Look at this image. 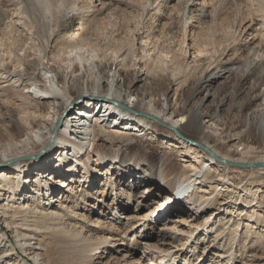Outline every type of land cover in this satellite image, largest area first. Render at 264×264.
<instances>
[{
  "label": "rangeland",
  "instance_id": "rangeland-1",
  "mask_svg": "<svg viewBox=\"0 0 264 264\" xmlns=\"http://www.w3.org/2000/svg\"><path fill=\"white\" fill-rule=\"evenodd\" d=\"M30 1L0 0V57L2 58H0V67L5 64V60L24 57L30 49L32 52L34 48L36 51L39 49L43 53V50L54 45L55 41L60 43L69 38L67 33L70 29L76 30L77 26L79 30L76 32L84 36L77 37L74 41L81 43L83 39L85 41L89 39L90 43L95 44L96 51H99L100 58L98 57L99 60L95 62V65L100 66L101 62L116 58V53L120 49L126 51L127 59L123 62L125 72L121 77L116 75L120 80L117 85L120 91H129V86L133 85L134 91L129 92L132 97L143 95L147 98L151 97L156 100L158 106L167 97L175 113L183 109L195 110L203 102L204 111L215 120L217 126H236L230 132L234 137H240V134L247 128L258 126L264 111V60H261L264 56L262 39L264 38V0H208L210 5L207 4L206 7H202L203 0H197L198 3L190 7L195 10L193 14L197 17L201 12L206 14L201 20L197 17L190 19L189 16H184L186 0H60V6L54 10L55 16L59 18L51 26L58 30V36L50 43L47 41L50 27L45 18H42L39 10L36 11V8L32 7ZM93 9L102 10L93 13L91 12ZM20 11L21 13H18ZM23 11L25 12L22 13ZM34 14L37 15L33 16ZM63 16L70 19L64 22ZM44 22L47 23L48 28ZM196 31L204 33L211 42L210 47L208 46L211 52L210 60L204 59L202 68L196 62H190L186 55V44L198 42L193 35ZM150 36L151 39L157 36L159 41L153 43L150 39L152 43L145 45L144 42ZM225 55L234 57V61L224 67H217L213 71L209 85L200 92L194 93L203 69L207 68L210 63L216 65L215 61L222 57L225 59ZM138 61H140L141 68H146L149 74L147 77L141 74V69L132 68V65ZM123 63H121L122 66ZM115 68V65L110 64L108 72L95 74L97 83L94 90L97 93L106 92L107 88L110 89V85L107 84L115 74ZM5 80L0 76V116L3 120L12 114V107L5 104V99H8L10 95L14 96L13 93L16 92V87L10 85L9 80L8 82ZM17 126L24 125L18 124ZM154 126L159 130L146 133L141 129L137 137H113L116 141H113V145L105 143L104 139L99 141V143L103 142V145L106 144L107 148L103 149L108 153L116 152L127 158L121 162H118L120 158L116 160L108 158L103 166L99 164L100 162H91L92 168L99 169L95 171V177L92 176V178L83 168H77L78 172L75 174L79 182L75 183L74 188L78 189V194H84L90 185L96 186L95 194L97 191H103L105 183L111 179L115 182L114 191L112 187L107 188V191L115 193L123 189L130 192L133 198H142L139 207H137L136 199L132 201L129 208L122 209L116 202L113 203V197L107 201L108 206H103L99 203L100 201L90 202L93 200L91 197H84L86 200H82L79 196V198L72 197L67 192L62 199L58 192L51 196V193L46 190L41 191L43 194L30 193L29 196L27 195L28 198L30 197L29 203L43 211L45 208L46 210H58L56 209L58 202L55 199L63 202L67 201V198L75 199L76 203L71 206L77 207L81 214L86 213L89 219L98 221L94 224H100L102 220H105L107 224L113 223L124 229L127 228V219L124 216L146 205L142 210V214H145L149 209L154 210L158 202L165 198V192H159L156 187L158 181L159 185L164 184L160 181V173L157 170L165 165L167 157H171L174 163L172 167L167 166L171 172L188 163V157L184 154L179 156L168 153L165 148L166 143L163 141L164 135L162 131L160 132V129L165 127L155 122ZM128 128L126 126L123 131H131ZM242 138L244 141L256 142L258 137L251 132L248 136L242 135ZM9 139L4 126H0V153L13 151L10 149ZM139 159H141V166L137 167L135 161ZM36 166L32 169L37 168ZM174 174L171 175L170 180L178 181L179 176L176 177V173ZM81 178L84 181L80 186ZM90 178L94 179L91 183ZM248 180L251 181L248 177L241 185L237 180L230 185L227 179L214 184L210 191H214L213 196L219 198L220 204L205 207L204 212L201 210L197 213L195 209H191V203H189L184 206V212L176 211L170 214L174 217L183 215L184 219L187 218V223H192L195 217L199 218V223H204L213 210L220 212L216 215L217 223L214 231H206L203 226H200L191 237L179 235L175 239L163 238L162 223H168L169 218L164 220L165 217L162 216L157 219L149 216L144 226L139 227L134 234L127 236L123 241L124 244L112 238L107 245L94 251H88V246L96 247L98 236L102 233L100 225L95 227L93 237H88L87 240L77 236L73 237L65 232H55L57 225L51 221L41 222L39 220L38 226L28 225L29 228H36L38 233L37 239H33V242L35 246L41 244L37 251L43 264H137L139 261L140 264H152V259L158 264H264V185L261 191H256L254 189L258 184H245ZM70 181L72 182V179H69L68 183ZM243 186L244 188L245 186L251 187L252 190H245ZM100 197L102 198L101 195ZM19 198L17 202L24 200L23 196ZM0 199L1 203H4V196ZM194 199H197L196 196ZM67 202L69 203V200ZM221 202L224 205H221ZM104 214L105 217H103ZM67 222L64 224L67 225L65 228H69L71 222H77L80 229V225L85 224L80 218L70 221L68 219ZM239 224L240 228L236 231ZM193 228L190 226L189 230ZM1 230L5 232L4 236L1 235ZM220 232L222 234L217 237ZM18 240L19 237L14 230H10L5 225L4 219L0 218V264H38L35 257L27 254L18 245ZM148 244L159 248L153 247L152 250L147 251L145 247ZM174 258H176L175 262H173Z\"/></svg>",
  "mask_w": 264,
  "mask_h": 264
},
{
  "label": "bare ground",
  "instance_id": "bare-ground-1",
  "mask_svg": "<svg viewBox=\"0 0 264 264\" xmlns=\"http://www.w3.org/2000/svg\"><path fill=\"white\" fill-rule=\"evenodd\" d=\"M59 1H30L32 7L36 8V11L37 9L39 10L42 18H45V21H47L50 27L47 40L49 43L53 42L58 36V30H55L51 26L59 18L54 14V10L60 6ZM27 3L29 4V2ZM197 3V0H186V6L183 11L185 17L189 16L190 19L197 17L193 14L195 10L190 7L192 5L195 6ZM207 4H209L208 0L202 1V7H206ZM28 7L31 6L28 5ZM32 10L34 9L32 8ZM101 10L93 9L91 12L96 13ZM18 13H21V11ZM36 15L34 14L33 16ZM205 15L204 12H201L197 17L198 20H201ZM63 18L64 22L70 19L67 16H63ZM13 22L16 24L15 20ZM47 23H45V26ZM78 30L79 28L77 26L76 30L74 29L72 31L70 29L69 33H67L69 38L64 39L60 43L55 41L54 45L46 47L43 53L39 49L36 51L34 48L32 49L33 52L30 49L24 57L15 58V60L9 59V61L5 60L6 62L3 61L5 64L2 63L3 65L0 67L1 79H6L5 81L9 80L10 85L16 87V92L13 93L14 96H8L7 94L8 99H5L6 103L4 102L5 104L11 105L12 114L8 113L7 120H3V117L0 116V126H4L5 132L10 137V149L13 150L0 153V197L4 196L5 199L4 203L0 201V218H3L5 225L10 230H14L19 237L18 245L27 254L35 257L38 264H43L39 259V252L37 251L40 249L39 246L41 244L35 246L36 244L33 242V239H37L38 233L36 228H29V225L38 226L39 220L41 222L43 220L51 221L56 224L57 228L55 232L57 233L65 232L73 237L77 236L84 240L89 239L88 237L92 238L95 227L97 228L100 225L99 227L102 228V233L98 236L96 247L92 245L87 247L88 251H94L101 246L107 245L108 241L112 238L120 240L122 241L121 244H124L123 241L126 240L127 236L134 234L139 227L144 226L149 216L154 219L160 216L165 217L164 220L169 218L168 223H162V230L164 229L162 234L163 238L169 237L175 239L179 235H188L191 237L200 226H203V229L206 231H214V226L217 223L216 215L220 213L218 210H213L212 214L207 216L204 223H199L198 217H195L192 223H187L188 220L187 218L184 219L183 215L174 217L170 214L176 211L184 212V206H187L189 203H191V209H195L197 213L201 210L204 212L205 207L209 208L219 205V198H215L213 196L214 191H210L213 185L219 181L227 179V182L233 185V181L237 180L239 185H241L249 177L251 181L248 180L249 183L247 182L245 184L261 185H257L254 190H262L261 187L264 185V167L259 166L246 169L222 164L203 149L181 140L173 131L163 128L160 129V132L162 131L164 135L163 141L166 143L165 148L168 153L178 154L179 156L184 154L185 157H188V163L177 167L174 172H171V169L168 167L174 166V163L171 157H167L165 165L157 170L160 173V181H163L164 184L159 185L160 182L158 181L156 187L159 192H165V198L158 202L159 204L154 210L149 209L145 214H142V210L146 205L137 208L132 214L128 213V216H124L127 219V228L124 229L113 223L107 224L105 220H102L100 224H94L96 220L89 219L86 213L81 214L77 210V207L71 206V204L76 203L75 199L71 200L67 198L69 203L55 199L58 202L56 208L58 210H46L45 208L43 211L29 203L28 200L30 197L28 198V196L30 193L41 194L46 190L51 193V196L58 192L62 196V199L67 192L72 197H80L82 200H86L84 197H91L93 200L90 202L100 201L99 203L103 206H108L109 203L107 201L113 197V203L116 202L122 209L129 208L132 201L136 199L137 207H139L142 202L140 199L142 198H133L130 192H126L123 189L120 191L117 190L115 193L109 192L110 190L107 191L109 187H112L114 191L115 182L111 179L105 183L103 191H97L96 194L94 193L96 189L95 185L88 186L87 188H90L85 190V193L81 195L78 194L79 191L74 188V185L76 182H79L76 180L77 176L75 175L79 168L85 169L89 177L92 178V176L95 177V171L99 169L96 167L92 168L91 162H100L99 164L103 166L108 158H112L113 160L120 158L118 162L127 158V156H120L116 152L114 154L108 153L104 150L107 148L106 144L103 145V142L99 143V141L104 139L105 143L108 142L113 145V141L116 142L113 137L127 136L131 138V136H139L141 129L145 130L146 133L159 130L154 126L153 121L141 114L154 115L159 120L166 122L185 134L187 138L189 137L193 141L206 146L220 158L234 164L248 163L255 165L264 163V111L256 128H247L240 134V137H234L231 136L230 132L236 126H217L215 120L204 111L203 102L195 110L192 108L189 110L183 109L179 113H175L172 111V105L169 103L167 97L163 102H160L159 106L155 99L151 97L147 98L145 95L141 97L135 96L136 98H134L129 93L134 91L133 85L129 86V91L125 92L117 88L120 80L116 75L121 77L123 72H125L123 62L127 59L126 51L120 49L116 53V58L107 62L102 59L104 62H99L100 66H97L95 62L100 58L98 56L99 51H96L95 44L90 43L88 41L89 39H86L87 41L83 39L81 43H76L74 41L75 38L84 36V34L79 35V32H76ZM193 35H195V39L198 42L193 44L185 43L186 55L190 62H196L201 67L204 64V59L210 60L209 55L211 52L209 44L211 42L209 37L205 36L201 31H196ZM157 38V36H154L151 39L150 36L144 44L156 43L159 41ZM150 39L152 42L149 41ZM262 39L264 42L263 37ZM202 45L204 46L203 48L201 47ZM10 55H12L11 52ZM234 59V57L230 56H226L225 59L222 57V59L215 61L217 62L215 63L216 65L210 63L207 68H204L197 80V87L194 93L200 92L209 85L213 71L217 67H224L226 64L232 63ZM261 60H264V56ZM121 63H123V66ZM110 64L116 67L115 74L107 84L108 86L110 85V89L108 90L107 88L106 92L100 91L97 93L94 90L97 83L95 82V74L97 72L105 74L108 72ZM132 68L141 69V74L143 73L146 77L149 75L146 68H141L140 61L133 64ZM115 101L133 108L138 114L119 107L114 103ZM74 106H76L74 110L69 111ZM64 114L66 115L60 124V119ZM208 117L210 119H207ZM35 120L39 122L36 123ZM18 124L24 126H17ZM126 126L131 131H123ZM251 132L257 135L256 142L242 140V135L248 136ZM224 133L226 134L224 135ZM52 152L54 153L51 154ZM140 160L135 161L137 167L141 166ZM35 166L37 168L32 169ZM83 173L85 172L83 171ZM174 173H176V177L179 176L178 181L170 180L171 175ZM69 179H72V182L70 181L68 183ZM93 180L91 179L89 182L91 183ZM82 181H84L83 178L80 179V186ZM192 188L193 190L191 191ZM244 189L248 191L252 190L251 187L246 186ZM65 190L66 193H64ZM257 193L255 194L257 195ZM20 196H23L24 200L17 202ZM195 196L197 198L196 200L194 199ZM191 200L193 202H189ZM225 204L227 205L228 203ZM221 205H224V203L221 202ZM89 206L92 205L89 204ZM96 209L102 211L100 208ZM223 209L225 210L227 208ZM103 217H105V214ZM79 218L82 223H85L84 225H80L81 229L78 228L77 222H71L68 226L69 228H65L67 225L65 226L64 224L68 219L70 221ZM190 226L194 227L191 231L189 230ZM239 228L240 224L235 230L238 231ZM1 232V235L4 236L5 232L3 230ZM88 233H90V236H88ZM153 247L156 249L159 248L156 245L151 246L148 244L145 249L148 251L152 250ZM6 251L8 250L6 249ZM175 260L176 258L173 259V262ZM151 261L152 264H158L154 259ZM140 263V261L137 262V264Z\"/></svg>",
  "mask_w": 264,
  "mask_h": 264
},
{
  "label": "water",
  "instance_id": "water-1",
  "mask_svg": "<svg viewBox=\"0 0 264 264\" xmlns=\"http://www.w3.org/2000/svg\"><path fill=\"white\" fill-rule=\"evenodd\" d=\"M116 105H118L119 107L123 108V109H126L134 114H138V112H136L133 108L125 105V104H122L121 102H117L115 101L114 102ZM72 109V108H71ZM70 109V110H71ZM69 110V111H70ZM66 114H64L61 119H60V124H61V120L64 118ZM141 115H144L146 118L150 119L151 121L155 122L156 124L160 125V126H163L173 132H175L177 134V136L179 138H181L183 141H186L187 143L193 145V146H196V147H199L201 149H203L204 151H206L208 154H210L211 156H213L218 162L222 163V164H228L229 166H232V167H239V168H252V167H264V163H261V164H248V163H243V164H234L230 161H227L225 159H222L220 158L217 154H215L213 151H211L209 148H207L206 146L202 145V144H199L198 142H195L193 141L192 139L190 138H187L186 136H184L180 131H178L177 129H175L174 127H172L171 125L167 124L166 122H163L161 120H159L157 117H155L154 115H151V114H141Z\"/></svg>",
  "mask_w": 264,
  "mask_h": 264
}]
</instances>
